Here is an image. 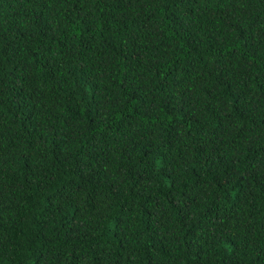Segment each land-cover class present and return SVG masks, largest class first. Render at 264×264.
<instances>
[{
	"label": "trees",
	"instance_id": "trees-1",
	"mask_svg": "<svg viewBox=\"0 0 264 264\" xmlns=\"http://www.w3.org/2000/svg\"><path fill=\"white\" fill-rule=\"evenodd\" d=\"M0 264H264V0H0Z\"/></svg>",
	"mask_w": 264,
	"mask_h": 264
}]
</instances>
